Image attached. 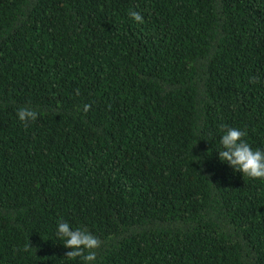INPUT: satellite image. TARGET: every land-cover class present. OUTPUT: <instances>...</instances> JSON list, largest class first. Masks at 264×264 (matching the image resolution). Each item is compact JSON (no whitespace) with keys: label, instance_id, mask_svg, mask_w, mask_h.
I'll list each match as a JSON object with an SVG mask.
<instances>
[{"label":"trees","instance_id":"trees-1","mask_svg":"<svg viewBox=\"0 0 264 264\" xmlns=\"http://www.w3.org/2000/svg\"><path fill=\"white\" fill-rule=\"evenodd\" d=\"M224 126L264 149V0H0V264H86L61 220L90 264H264Z\"/></svg>","mask_w":264,"mask_h":264},{"label":"clouds","instance_id":"clouds-1","mask_svg":"<svg viewBox=\"0 0 264 264\" xmlns=\"http://www.w3.org/2000/svg\"><path fill=\"white\" fill-rule=\"evenodd\" d=\"M129 16L136 22H143V17L139 12L131 11ZM87 109L88 106H85V111ZM37 117V111L31 108L21 107L18 110V118L25 124L35 121ZM224 127L226 130L220 138L223 150L218 151L219 159L228 163L234 170L242 172L243 176L264 180V149H253L244 139L247 135L246 131ZM57 229V235L64 239V247L71 249L65 253L66 257L72 259L81 257L86 264L95 261V249L101 246L102 241L86 229L72 228L64 220L58 223Z\"/></svg>","mask_w":264,"mask_h":264}]
</instances>
